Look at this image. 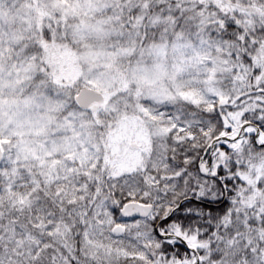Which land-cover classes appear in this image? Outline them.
Segmentation results:
<instances>
[{
    "label": "snow or ice",
    "instance_id": "snow-or-ice-1",
    "mask_svg": "<svg viewBox=\"0 0 264 264\" xmlns=\"http://www.w3.org/2000/svg\"><path fill=\"white\" fill-rule=\"evenodd\" d=\"M0 0V264H264V0Z\"/></svg>",
    "mask_w": 264,
    "mask_h": 264
},
{
    "label": "rangeland",
    "instance_id": "rangeland-1",
    "mask_svg": "<svg viewBox=\"0 0 264 264\" xmlns=\"http://www.w3.org/2000/svg\"><path fill=\"white\" fill-rule=\"evenodd\" d=\"M8 11V18L10 20H18L20 17L18 13L28 12L26 0H5L4 5Z\"/></svg>",
    "mask_w": 264,
    "mask_h": 264
},
{
    "label": "trees",
    "instance_id": "trees-1",
    "mask_svg": "<svg viewBox=\"0 0 264 264\" xmlns=\"http://www.w3.org/2000/svg\"><path fill=\"white\" fill-rule=\"evenodd\" d=\"M13 21H16V20L13 19Z\"/></svg>",
    "mask_w": 264,
    "mask_h": 264
}]
</instances>
